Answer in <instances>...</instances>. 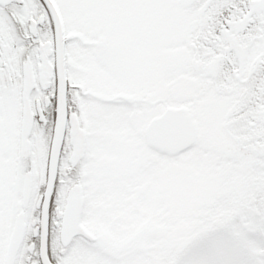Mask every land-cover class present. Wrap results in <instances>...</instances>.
Returning a JSON list of instances; mask_svg holds the SVG:
<instances>
[{
    "label": "snow or ice",
    "instance_id": "obj_1",
    "mask_svg": "<svg viewBox=\"0 0 264 264\" xmlns=\"http://www.w3.org/2000/svg\"><path fill=\"white\" fill-rule=\"evenodd\" d=\"M0 264H264V0H0Z\"/></svg>",
    "mask_w": 264,
    "mask_h": 264
}]
</instances>
